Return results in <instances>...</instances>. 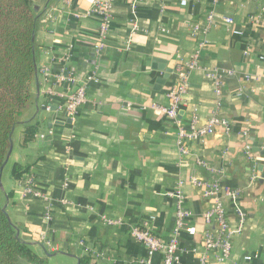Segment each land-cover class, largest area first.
<instances>
[{"label":"crops","instance_id":"0c3cea01","mask_svg":"<svg viewBox=\"0 0 264 264\" xmlns=\"http://www.w3.org/2000/svg\"><path fill=\"white\" fill-rule=\"evenodd\" d=\"M181 1L140 0L132 8L125 0H113L106 48L97 67L99 82L85 85V103L70 117L63 105L96 66L93 45L100 20L85 16L83 0H31L38 11V72L18 115L4 166H10L8 176L0 177V204L18 236L39 257H61L67 264H162L161 254L145 262L146 250L130 236V228L145 226L168 241L175 226L176 182L195 177L241 191L238 200L225 203L231 228L241 225L230 256L219 263L218 252H208V264H264V18L258 19L264 0H222L215 7L217 14L234 19L242 33L237 37L219 21L206 34L193 33L205 25L211 0H187L185 6ZM196 51L198 68L189 75L177 120L188 128L196 112L197 124L203 126L217 111L229 128L186 141L188 155L183 157L176 125L147 106L167 104L177 68ZM43 67L51 75L72 70L77 84L47 81L40 74ZM207 68L222 73L220 98L205 76ZM166 70L171 73L159 84ZM228 71L231 76L224 75ZM24 123L36 130L26 145ZM14 164L28 168L20 180L11 175ZM28 179L40 197L22 195ZM183 193V208L191 213L187 222L196 234L180 233L178 263L199 264L206 230L202 215L209 202L189 185Z\"/></svg>","mask_w":264,"mask_h":264},{"label":"built area","instance_id":"2783aa9c","mask_svg":"<svg viewBox=\"0 0 264 264\" xmlns=\"http://www.w3.org/2000/svg\"><path fill=\"white\" fill-rule=\"evenodd\" d=\"M87 3V10L85 11V16L95 15L99 18V26L97 31L96 42L93 45V56L95 59L96 66L89 72L84 83L80 84L75 91L69 93L66 96L65 103L63 105L64 110L67 115L73 117L77 110L85 103L86 100V84L99 82L97 77V67L102 52L106 48V39L109 32L111 20H112V5L113 0H83ZM132 8H136L137 3L140 0H125ZM222 0H211V9L205 16V25L203 28H194L193 33L201 30L203 34H206L209 29L214 26L215 22L219 21L224 30L234 36H241L240 30L235 28L234 19L230 16L219 15L215 11V7ZM253 3H259L260 0H249ZM187 0H182L180 5L185 6ZM259 18H264V3L260 4ZM134 31H136V26L134 25ZM202 46V43L199 45ZM197 55L198 51L194 53L190 62L183 64L176 70V85L172 87L167 93V104L151 103L147 106L155 116L165 117L171 120L177 127V148L180 156H187L188 151L185 148L186 141H197L202 140L210 135H213L217 130L224 129L227 131L229 128V123L226 119L219 116L218 112H213L208 117L206 123L203 126H198L197 115L192 114L188 128H184L177 120V115L180 108L183 105V98L186 94L188 88V79L192 71L198 68L197 65ZM264 60V56L260 57ZM205 76L208 78L213 86L215 95L220 98L221 96V86H222V73L217 69H205ZM40 74L48 80H53L54 83H69L71 85L77 84L75 76L72 70H63L56 75H51L48 68L43 67L40 69ZM224 75L231 76L232 72H224ZM48 109V108H47ZM36 138L44 139V135H37ZM247 158L252 161L253 169L255 170L256 162L250 151H246ZM198 165L204 166V162L198 161ZM255 176L252 179L256 178ZM184 185H189L192 188L199 190L200 195L203 199L209 202L208 208L204 211L202 215L203 223L206 226V230L202 233V248L203 251L199 255V264H208V252H218L216 258L217 262H225L231 253V242L235 234H238L241 230V225L237 228H231L227 214L225 203L227 201L238 200L241 191L239 189L230 188L226 186H221L217 181H207L200 178L190 177L187 181L178 180L173 191V196L176 199V209H175V226L170 235V238L166 242H162L152 232L145 226H133L130 228V236L140 243L146 250L148 255L146 263H149V258L154 254L162 255V264H179L177 251L179 236L181 232H185L189 236H194L196 234V229L192 225H189L187 220L191 217V213L183 208V187ZM22 195L24 197L32 195L34 197H40V193L33 189L31 181L28 179L24 182L22 186ZM240 215V214H239ZM240 224L243 222V218L240 215ZM108 224H114L115 222L111 220H105ZM40 241L48 246V243L44 241V236L40 235ZM244 261L249 263L251 257L247 256Z\"/></svg>","mask_w":264,"mask_h":264},{"label":"trees","instance_id":"16d2710c","mask_svg":"<svg viewBox=\"0 0 264 264\" xmlns=\"http://www.w3.org/2000/svg\"><path fill=\"white\" fill-rule=\"evenodd\" d=\"M38 11L31 0H0V177L12 147L19 113L29 99L30 83L35 78L36 51L34 35ZM22 145L35 137V127L24 123ZM27 167L14 164L11 175L20 180ZM1 188V187H0ZM45 264L32 246L24 242L0 204V264Z\"/></svg>","mask_w":264,"mask_h":264},{"label":"rangeland","instance_id":"374dc122","mask_svg":"<svg viewBox=\"0 0 264 264\" xmlns=\"http://www.w3.org/2000/svg\"><path fill=\"white\" fill-rule=\"evenodd\" d=\"M10 166H6L2 172V174H5L4 177L8 176ZM41 256V255H40ZM42 257V256H41ZM50 260V261H49ZM46 259L45 264H67V262L62 259L61 257L53 258V259ZM20 264H25L24 261Z\"/></svg>","mask_w":264,"mask_h":264},{"label":"water","instance_id":"95a60500","mask_svg":"<svg viewBox=\"0 0 264 264\" xmlns=\"http://www.w3.org/2000/svg\"><path fill=\"white\" fill-rule=\"evenodd\" d=\"M171 72H170V70H166L165 71V74L163 75V77L161 78V79H159L158 80V83L159 84H162L168 77H169V74H170ZM255 151H258L257 149H255ZM10 152H11V150L9 151V154H8V156H7V160H8V158H9V155H10ZM263 153V152H262ZM262 168H261V166L259 167V170H261ZM264 180V172H263V174H262V176H261V180L260 181H263ZM0 187H1V182H0Z\"/></svg>","mask_w":264,"mask_h":264}]
</instances>
